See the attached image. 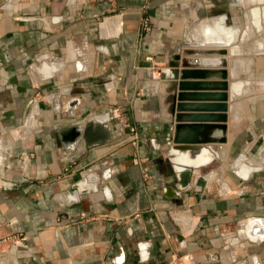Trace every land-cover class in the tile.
<instances>
[{
    "label": "crops",
    "instance_id": "0c3cea01",
    "mask_svg": "<svg viewBox=\"0 0 264 264\" xmlns=\"http://www.w3.org/2000/svg\"><path fill=\"white\" fill-rule=\"evenodd\" d=\"M221 37L237 93L226 131L190 133L217 155H183L199 165L183 183L161 71ZM181 57L179 76L197 71L185 81H218L221 56ZM204 86L183 92L219 91ZM207 98L185 113H209ZM13 235L0 264H264V0H0V238Z\"/></svg>",
    "mask_w": 264,
    "mask_h": 264
},
{
    "label": "water",
    "instance_id": "95a60500",
    "mask_svg": "<svg viewBox=\"0 0 264 264\" xmlns=\"http://www.w3.org/2000/svg\"><path fill=\"white\" fill-rule=\"evenodd\" d=\"M233 39V38H231ZM217 43H213L216 47L214 49H208V51H202L201 49H191L189 46H185L180 51L171 55L170 59L166 63V67L162 69L161 77L167 80V86L165 87V91L167 94L166 103L168 105V112L171 115V121L168 123L170 128V135L167 136L164 150L168 152L170 158L173 155L172 149H179L183 151H191L193 154L197 151H202L204 148H209L212 152H215V149L212 148V145H209L213 142L214 139H199L193 140L189 139L190 133H196L197 130L206 131L211 128H219L223 131H226L227 125L225 122L228 119V99H229V92L228 89H233L232 94L237 93L236 85L238 84L235 75V65H232V76L233 81L229 83L228 76L229 71L226 69L229 65V60L227 59V54L229 53V49L225 47L227 44L224 42L223 38H216ZM196 48V47H195ZM206 52L207 54H214L221 56L219 60V69L216 71L220 76L217 78V82L213 84L209 83H195L190 81H185V75L195 74L197 71H191L189 69L181 71L183 76H179L180 70L178 69L180 63L184 68H190V62L186 58L181 56H188L198 53ZM232 55L236 53V48L232 47L231 49ZM196 62V61H195ZM199 72V71H198ZM211 73L215 71H203V73ZM202 85L203 88L206 90H219L213 93H203V94H196V93H186L183 90L195 88L196 86ZM211 86V87H209ZM232 86V88H231ZM195 96H204L210 97L207 100H214L218 101V103L214 105H207V109L205 111L209 113H185L191 112L193 109V105H187L183 101L186 99L190 100L191 98L194 99ZM189 97V98H187ZM209 107V108H208ZM213 107V108H211ZM213 109V110H212ZM217 112V113H211ZM216 114V115H215ZM216 118V119H215ZM202 121V122H211L217 121V125H211L210 123H204V125H193L194 121ZM188 122V123H186ZM100 129L102 130L99 134V139L104 141L107 137V131L105 127L101 126ZM88 130H86L87 133ZM217 155V154H216ZM214 159V157L212 158ZM211 159V160H212ZM210 160V161H211ZM198 168V166H185L181 168H177L179 172V177L183 183L189 182L193 171Z\"/></svg>",
    "mask_w": 264,
    "mask_h": 264
},
{
    "label": "built area",
    "instance_id": "2783aa9c",
    "mask_svg": "<svg viewBox=\"0 0 264 264\" xmlns=\"http://www.w3.org/2000/svg\"><path fill=\"white\" fill-rule=\"evenodd\" d=\"M103 1H106L108 2L109 4H112L114 3L116 0H103ZM141 28L143 31H149L151 29V18L149 15H145L143 16L142 20H141ZM152 58V57H150ZM127 126L130 128L131 132H132V136L135 140H138L139 139V135L135 129L134 126L130 125L129 123L127 124ZM143 178L145 180L146 183H151L152 182V176L150 175V173L146 170L143 171ZM16 236H9V237H3V238H0V246L5 243V242H8L10 240H13L15 239ZM168 264H183L182 260L181 259H173L172 261H170Z\"/></svg>",
    "mask_w": 264,
    "mask_h": 264
},
{
    "label": "bare ground",
    "instance_id": "6f19581e",
    "mask_svg": "<svg viewBox=\"0 0 264 264\" xmlns=\"http://www.w3.org/2000/svg\"><path fill=\"white\" fill-rule=\"evenodd\" d=\"M210 149H208L207 150V148H204V149H202V151H209ZM172 152H173V155H172V160L177 164L176 166H177V168H181V167H185V166H187V165H189V166H199V165H194V164H192V162L191 161H189L188 159H187V157L185 158V156H183V155H186V154H189L191 151H183V150H179V149H172L171 150ZM210 152H211V156H210V159H205V160H208V162L213 158V157H215L216 156V153H214V152H212L211 150H210ZM193 153V152H192ZM205 163H207V162H205Z\"/></svg>",
    "mask_w": 264,
    "mask_h": 264
},
{
    "label": "rangeland",
    "instance_id": "374dc122",
    "mask_svg": "<svg viewBox=\"0 0 264 264\" xmlns=\"http://www.w3.org/2000/svg\"><path fill=\"white\" fill-rule=\"evenodd\" d=\"M249 77L252 78V81L255 82V83H252L251 85H249L248 87V90L249 92H252V94H255V95H258L260 93V86L258 85V79H256V75L253 74L252 71H250V68H249Z\"/></svg>",
    "mask_w": 264,
    "mask_h": 264
}]
</instances>
